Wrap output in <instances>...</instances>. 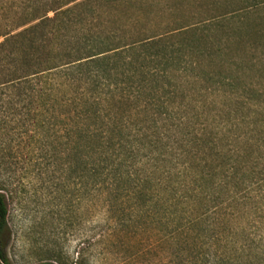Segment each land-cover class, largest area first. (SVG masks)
Listing matches in <instances>:
<instances>
[{
    "label": "trees",
    "instance_id": "16d2710c",
    "mask_svg": "<svg viewBox=\"0 0 264 264\" xmlns=\"http://www.w3.org/2000/svg\"><path fill=\"white\" fill-rule=\"evenodd\" d=\"M48 2L17 12L0 31V88L26 97L54 150L76 158L86 195L112 209L126 201L177 213L191 200L169 182L191 168L196 143L183 112L196 73L214 56L224 68L225 47L213 39L250 29L264 0ZM8 217L0 189V264H14ZM187 218L179 230L191 234L199 219Z\"/></svg>",
    "mask_w": 264,
    "mask_h": 264
},
{
    "label": "rangeland",
    "instance_id": "374dc122",
    "mask_svg": "<svg viewBox=\"0 0 264 264\" xmlns=\"http://www.w3.org/2000/svg\"><path fill=\"white\" fill-rule=\"evenodd\" d=\"M45 3L0 0V31ZM251 20L243 33L228 28L213 39L225 47L223 69L214 56L196 73L183 112L196 143L191 168L169 182L191 200L177 213L165 215L157 203L133 210L126 201L112 209L86 195L76 158L54 150L26 97L0 88V189L14 264H264V10ZM183 217L199 219L191 234L179 230Z\"/></svg>",
    "mask_w": 264,
    "mask_h": 264
}]
</instances>
